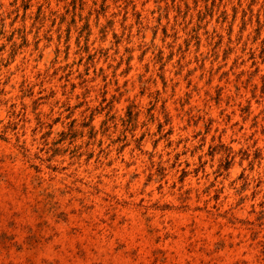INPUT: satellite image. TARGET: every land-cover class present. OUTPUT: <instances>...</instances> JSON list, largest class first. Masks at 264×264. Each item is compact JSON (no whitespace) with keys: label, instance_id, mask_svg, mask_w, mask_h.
<instances>
[{"label":"rangeland","instance_id":"374dc122","mask_svg":"<svg viewBox=\"0 0 264 264\" xmlns=\"http://www.w3.org/2000/svg\"><path fill=\"white\" fill-rule=\"evenodd\" d=\"M0 264H264V0H0Z\"/></svg>","mask_w":264,"mask_h":264}]
</instances>
